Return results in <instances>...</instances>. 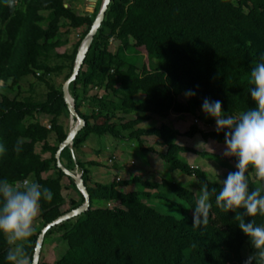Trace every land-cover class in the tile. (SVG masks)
I'll use <instances>...</instances> for the list:
<instances>
[{
    "label": "trees",
    "instance_id": "obj_1",
    "mask_svg": "<svg viewBox=\"0 0 264 264\" xmlns=\"http://www.w3.org/2000/svg\"><path fill=\"white\" fill-rule=\"evenodd\" d=\"M100 2L91 13L78 14L74 7L65 6V0H14L12 7L0 0V144L6 149L0 155V179L14 183L32 180L53 193L51 202L41 201L39 223L25 245L30 256L41 229L83 202L73 178L65 175L55 158L68 133L59 118L69 117L63 83L58 84L56 78L63 76L65 81L70 76L78 46ZM62 28L66 34L78 31L70 47ZM261 55L264 0H111L79 73L69 85L85 124L73 138V153L68 146L60 153L67 169L81 173L90 205L76 218L45 233L42 247L54 231H62L66 249L56 260L40 258L38 264H243L255 249L233 219L235 213L215 204L222 181L210 180L203 167L180 157L181 152L209 154L176 142L178 135L200 134L224 144L226 130L205 131L190 124L180 132L170 123L140 124L154 116H198L206 98L219 100L224 116L238 117L255 108L248 80ZM28 76L35 78L29 86L31 92L9 96ZM95 86L103 89L101 96L93 91ZM34 87L42 89L35 91ZM188 91L195 95L181 100ZM37 115L49 116L50 127ZM129 115L133 117L127 119ZM214 122V118H206V123ZM50 135H54L53 143ZM91 135L134 140L144 152L156 153L167 167L197 178L199 186L215 187L208 224L192 226L197 194L174 181L140 175L117 179L115 173L105 182L94 180L93 167L98 162L79 157ZM146 136L154 137L164 149L144 147ZM18 141L22 146L19 154L14 151ZM38 144L40 151L36 150ZM232 161L226 177L236 171V158ZM253 171L249 167L246 173L249 191L264 188V181L255 178ZM63 184L78 195L66 208ZM131 185L137 188L128 189ZM163 201L178 206L180 213L160 211L157 202ZM248 219L264 224V216L246 217V222ZM8 248L0 234V264H8Z\"/></svg>",
    "mask_w": 264,
    "mask_h": 264
},
{
    "label": "clouds",
    "instance_id": "obj_2",
    "mask_svg": "<svg viewBox=\"0 0 264 264\" xmlns=\"http://www.w3.org/2000/svg\"><path fill=\"white\" fill-rule=\"evenodd\" d=\"M9 7L14 0H7ZM249 94L255 108L241 113L238 117L224 116L219 100L202 103V111L214 118L216 130L224 132L225 157H235L236 171L229 172L221 182L222 188L215 195V204L225 212L235 213L239 229L248 237L255 251L243 264H264V224H256L246 217L264 216V188L249 191L246 173L249 167L256 177L264 181V55L249 73ZM190 97L194 92L185 93ZM14 151H22L18 141ZM6 149L0 144V155ZM216 188L201 184L193 209L192 226L199 228L208 224L211 209L210 197ZM52 191L38 182L25 179L22 183L0 179V234L9 245L6 260L8 264H35L34 256L26 250V243L34 234V221L41 211V201L51 202ZM243 209V211H237Z\"/></svg>",
    "mask_w": 264,
    "mask_h": 264
},
{
    "label": "rangeland",
    "instance_id": "obj_3",
    "mask_svg": "<svg viewBox=\"0 0 264 264\" xmlns=\"http://www.w3.org/2000/svg\"><path fill=\"white\" fill-rule=\"evenodd\" d=\"M65 2L67 3V5L74 7L78 14H83V13H91L93 9L95 8L98 0L96 1L95 6H93L92 5L93 3H91V1L89 0H65ZM64 31L65 29L62 28V34H63L62 37L63 39L66 38L68 40L67 47H70V45L77 40L78 31L70 30L67 34L64 33ZM63 49L64 48H61L60 51H63ZM140 50L144 57L143 59L147 61L143 48H140ZM34 80L35 78L32 76H28L24 78L20 83V88L19 89L14 88V92L13 91L8 92V95L13 96L14 94H16V92H18L20 96L28 95L31 92L29 90V86L31 83H33ZM56 82L58 84H62L64 82V77L63 76L57 77ZM41 89L42 88L38 89V87H34L35 91H40ZM101 93H103V90L100 91V94ZM185 98H186V95L184 94L181 96L180 99L185 100ZM198 114H199L198 116L185 115L187 123L183 127L179 126L180 129L182 130L184 128L185 130V128L189 127L190 124L200 125V127L203 128L205 131L216 129L215 122L214 124L206 123V118H212V117L206 115L202 110H200ZM132 117H133L132 115L126 116L127 119H131ZM37 118L44 124L49 123V116L47 115H37ZM162 120H164L163 122H169L167 119L154 116L150 120L145 121L141 123L140 125L146 126V127L156 126L162 123ZM59 121L68 130L75 123V121L72 120L70 117H63V116L59 118ZM154 139L155 138L151 136H146L143 141V146L144 147H149V146L155 147ZM209 140H212V139L206 140V139H203L202 136H199V135H196L194 137L186 136V139L183 138L181 143L185 142L186 144L195 147L193 149L197 151H205L206 153L213 152V153H218L219 155H222V150L220 149L221 146H218L220 144H215L212 142L213 140L211 142ZM49 141L51 143L54 142V135H50ZM40 149H41V146L38 144L36 146V150L40 151ZM158 149L159 151H161L160 149L162 148L159 147ZM81 151H82V155L81 157L79 156L81 159L94 160L98 162V164L93 167L94 171L92 173V177L94 180H97L99 182H105L106 180H109L113 176H115L114 173L116 170H118V167L116 166V162L119 160V157H123L124 155L123 158H124L125 165L122 167V169H119V171L124 176V179L130 178L133 175H138V173L142 171L145 173L146 176H148V177H144V179L156 180L159 178L160 180L161 178H166L178 184H183V186L192 185L196 194H197V191H199L200 189L197 178L190 177L184 173H181L180 171L176 169L167 167L165 163L160 160V158L158 157L156 153L155 154L157 156L155 154L152 155L151 153L153 152H144L140 148L138 143L134 140H120V139L111 137L109 135H102V136L91 135L88 138V140L85 142ZM150 156H153L156 158L152 159ZM180 156L186 161H189L191 163L195 162L196 165L200 168L205 166L208 169V178H210L211 180L214 179V180L219 181L224 178L223 176L224 173L221 170H219L220 168L219 163H218L219 159H214L211 157L208 158L202 154L201 155L181 154ZM109 158L113 159L112 162L108 161ZM129 159H134L135 164L129 165ZM149 159L151 161H149ZM143 163L149 164V166L151 167V170L154 171L153 175H148L150 174L151 171L147 168H145V171L142 170ZM226 166L227 164L224 163L222 167H226ZM75 172L79 173L78 170H75ZM44 175H46V173H44ZM253 176L257 178L255 175V171H253ZM66 181L67 180H65V183ZM63 185H64V188L62 190V194L66 200V205L64 206V208H66L70 200L73 199V196L77 197V195L74 193V191L71 188L67 187V185L65 184ZM133 187L135 188L136 186L131 185L130 188L128 189L131 190L133 189ZM157 204L159 205V207L157 208L162 212H172L174 214L180 213L179 207L169 202L163 201V202H157ZM187 212L192 213L189 210H187ZM38 223H39V217H37L36 220L34 221V224H33L34 229L38 225ZM61 234H62V231H54L51 234V237L49 238V240L41 248L42 250V254L40 257L41 260L52 262L56 260L57 258H59V256L65 251L66 243L62 240ZM242 254L244 256L248 255V251L246 247L242 249Z\"/></svg>",
    "mask_w": 264,
    "mask_h": 264
},
{
    "label": "water",
    "instance_id": "obj_4",
    "mask_svg": "<svg viewBox=\"0 0 264 264\" xmlns=\"http://www.w3.org/2000/svg\"><path fill=\"white\" fill-rule=\"evenodd\" d=\"M89 1H91V3H93L92 4L93 6H95V3L97 0H89ZM110 1L111 0H101L98 12H97L90 28L78 46L77 53H76V56H75V59L73 62L72 72H71L70 76L62 84L63 98L65 100V103H66L68 111H69V117L72 120H74L75 123L68 130L66 138L58 145V149L55 153V158L57 161V166L65 173V175L73 178L74 183L76 185V188L78 189V191L83 196V202L79 206H77L73 209H70L69 211L64 212L63 214H61L60 216H58L57 218H55L51 222L47 223L41 229L40 233L38 234L36 244H35V248H34V252H33L35 264H38L40 261V253H41V248H42L45 233L49 229H51L52 227H54V226H56V225H58L64 221H67V220L72 219V218H76L77 216H79L83 212L87 211L89 208V205H90V196H89L87 188L84 184V181L82 179L81 173H76L75 171H71V170L67 169L60 161V153H61L62 149L66 146H68L73 153V150H72L73 138L75 137L77 132L85 124L84 119H82L80 117V115L78 114V112L76 111V108L74 105V99L71 96L70 91H69V85L71 82H73L76 79V77L79 73L80 67H81V65L85 59V56H86L88 50H89V47H90L91 42L93 40V37L96 34L98 28L100 27V25L104 19L105 12L107 10V7H108V4L110 3ZM65 6H67V4H65Z\"/></svg>",
    "mask_w": 264,
    "mask_h": 264
},
{
    "label": "crops",
    "instance_id": "obj_5",
    "mask_svg": "<svg viewBox=\"0 0 264 264\" xmlns=\"http://www.w3.org/2000/svg\"><path fill=\"white\" fill-rule=\"evenodd\" d=\"M199 113V112H198ZM185 115H192V114H189V113H183V114H179V115H172V114H170L169 115V117L168 118H166L169 122H165V123H170V124H172L176 129H178L180 132H184L187 128H185V130H184V128L181 130L180 129V127L179 126H185V124L187 123V121H186V117H185ZM199 115V114H198ZM194 116V115H193ZM170 119V120H169ZM164 120H162V123H164L163 122ZM162 123H160V124H162ZM159 124V125H160ZM214 124V123H213ZM159 125H156V126H159ZM207 125V124H206ZM200 129H202V130H204L203 128H201L200 127V125H197ZM207 131V130H206ZM196 135H199V136H201L200 134H196ZM195 135V136H196ZM188 137V136H187ZM194 137V136H193ZM154 138V137H153ZM183 138H185L186 139V136L185 135H178L177 137H176V142L178 143V144H180V145H184V146H188V147H191V148H195V147H193V146H191V145H188V144H186L185 142H182L181 143V141L183 140ZM210 142L212 141V140H209ZM213 143H215V144H220V145H218V146H221V150H222V155H219L218 153H213V152H210V153H208L209 155H207L206 157H208V158H214V159H219V166H220V168H219V170H221L223 173H224V178L222 179V180H219V181H223V180H225V177H226V173L228 172V170L234 165L233 164V161H232V157H225L224 155H223V152L225 151V145L224 144H221V143H218V142H215L214 140L212 141ZM154 144H155V148H156V150H159L158 148L159 147H161L162 149H160L161 151L163 150V148H164V146L163 145H159V144H157V142H156V139H154ZM123 149V148H122ZM152 155H154L155 153H151ZM181 154H186V155H188V154H194V153H191V152H181ZM180 154V155H181ZM81 155H82V153L80 154V157H81ZM156 155V154H155ZM195 155V154H194ZM157 156V155H156ZM123 157H124V155H123ZM123 157H119V160L116 162V166L118 167V170H116L115 171V175H117V177H119V178H123L124 179V176L122 175V173L119 171V169H122V167L125 165V163H124V158ZM152 159H154V158H156V157H153V156H150ZM181 157V156H180ZM150 158V159H151ZM182 158V157H181ZM149 159V161H151ZM82 160H84V159H82ZM156 160V159H155ZM189 164H191V165H194V166H197L196 165V163L195 162H189V161H187ZM158 163V162H157ZM225 163V164H227V166L226 167H222L223 166V164ZM134 165L135 164V160L134 159H129V165ZM148 164V163H147ZM146 163H143V165H142V170H144L145 171V168H147V169H149L151 172H150V174H148V175H153L154 174V171H152L151 170V167L149 166V164L147 165ZM119 165H120V167H119ZM204 165V164H203ZM226 168V169H225ZM203 169H205L207 172H208V169L205 167V166H203ZM140 173V174H139ZM138 173V175H140L142 178H144V177H148V176H146L145 175V173L144 172H142V171H140ZM222 173V174H223ZM48 173H46V175H47ZM43 176H45L44 174H43ZM190 177H194V176H190ZM210 179V178H209ZM156 180H159V178L158 179H156ZM211 180V179H210ZM212 180H214V179H212ZM214 181H216V180H214ZM180 185H183V184H180ZM185 186V185H184ZM190 186V185H189ZM188 185L186 186V187H188L189 189H191L192 191H194L195 192V190H194V188L192 187V185L189 187ZM73 190V189H72ZM74 191V190H73ZM74 193L77 195V193L74 191ZM73 199H75V200H77L78 199V195H77V197H74L73 196Z\"/></svg>",
    "mask_w": 264,
    "mask_h": 264
},
{
    "label": "built area",
    "instance_id": "obj_6",
    "mask_svg": "<svg viewBox=\"0 0 264 264\" xmlns=\"http://www.w3.org/2000/svg\"><path fill=\"white\" fill-rule=\"evenodd\" d=\"M101 90H103L102 88H97L96 86L95 87H93V91H96L97 93H98V95L99 96H101V94H100V91ZM45 126L47 127V128H49L50 127V124L49 123H45ZM109 162H111L112 161V159H110L109 158V160H108ZM117 179H120L119 177H117ZM110 205V204H109Z\"/></svg>",
    "mask_w": 264,
    "mask_h": 264
}]
</instances>
